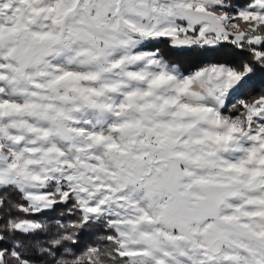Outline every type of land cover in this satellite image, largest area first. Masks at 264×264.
Listing matches in <instances>:
<instances>
[{
  "label": "snow or ice",
  "instance_id": "6c2138e0",
  "mask_svg": "<svg viewBox=\"0 0 264 264\" xmlns=\"http://www.w3.org/2000/svg\"><path fill=\"white\" fill-rule=\"evenodd\" d=\"M258 72L264 0H0V264H264Z\"/></svg>",
  "mask_w": 264,
  "mask_h": 264
},
{
  "label": "trees",
  "instance_id": "16d2710c",
  "mask_svg": "<svg viewBox=\"0 0 264 264\" xmlns=\"http://www.w3.org/2000/svg\"><path fill=\"white\" fill-rule=\"evenodd\" d=\"M234 4L243 5L246 0H232ZM166 53L178 63H181L185 67L190 66L192 63H211V62H232L235 59V53L233 49L223 48L219 51H209L204 53H186L179 54L171 49H165ZM251 86L243 93V98L247 99L251 96L259 94L260 91L264 90V74L257 73L250 81ZM39 219L45 220L49 223H54L56 219H65L61 216V209H57L46 216L37 217ZM98 230L95 227L87 229L82 235L81 248L85 244L90 243L96 239Z\"/></svg>",
  "mask_w": 264,
  "mask_h": 264
}]
</instances>
